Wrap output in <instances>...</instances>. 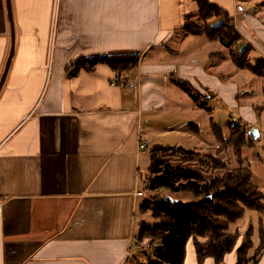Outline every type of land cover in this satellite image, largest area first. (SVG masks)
<instances>
[{"label": "crops", "instance_id": "crops-1", "mask_svg": "<svg viewBox=\"0 0 264 264\" xmlns=\"http://www.w3.org/2000/svg\"><path fill=\"white\" fill-rule=\"evenodd\" d=\"M208 1L232 19L230 45L207 36L224 17L205 25L193 0H10L0 264H127L140 225L153 223L140 214L152 154L217 149L212 125L233 109L224 141L237 123L259 133L258 78L231 54L249 48L264 63V0ZM10 41L0 0V76ZM117 54L138 57L118 81L105 63L68 75L78 60ZM184 258L198 264L191 242ZM224 262L235 264L234 253ZM263 262L264 250L253 264Z\"/></svg>", "mask_w": 264, "mask_h": 264}, {"label": "trees", "instance_id": "trees-1", "mask_svg": "<svg viewBox=\"0 0 264 264\" xmlns=\"http://www.w3.org/2000/svg\"><path fill=\"white\" fill-rule=\"evenodd\" d=\"M193 1L198 5V12L203 22L217 15L225 19V22L216 28L207 29L208 38L219 36L220 42L224 45H230L237 39L232 19L228 18L224 10L210 4L208 0ZM248 51L249 48H246L241 53H232V62L258 77L264 76L263 62L255 61L254 65L251 61L243 63ZM137 62L136 55L117 54L103 58L91 57L76 61L68 75L73 76L80 69L89 71L96 65L105 63L115 72L118 81L119 76L128 72L137 65ZM229 128L230 136L227 141H224L222 129L212 125V132L219 144L217 149L206 150V152L184 149L165 151L172 153V157L179 155L185 158L202 155L203 159H212L216 163L220 154L226 150L225 146H230L236 158L237 168L228 172L225 171L227 167L218 164L215 170L220 171V174L223 171L221 175L218 172L214 176L204 177L195 169L179 165L171 166L164 159H160L157 154H152V164L148 171L150 177L146 180L149 195L166 190L170 194L190 195L197 201L193 203L180 198L172 200L169 197L154 201L152 198H144L140 214L152 218L153 223L152 225L145 223L140 225L136 243L137 245L146 244L153 251L152 258H149L146 264H184L188 242L193 244L198 264H203L207 259H212L214 264H224L226 255L234 251L239 238V234H230L228 227L243 218L245 210L259 215L256 226L258 245L254 246V242L251 241L253 227H250L244 235L248 247L244 249L238 247L234 252L235 264H247L249 262L248 252L252 253V260L255 261L261 256L264 250V196L254 184L251 170L244 167L241 156L243 149L255 147L258 141L239 124H234ZM203 239L205 241L200 242Z\"/></svg>", "mask_w": 264, "mask_h": 264}, {"label": "rangeland", "instance_id": "rangeland-1", "mask_svg": "<svg viewBox=\"0 0 264 264\" xmlns=\"http://www.w3.org/2000/svg\"><path fill=\"white\" fill-rule=\"evenodd\" d=\"M206 21H204V24L206 25ZM234 53V52H232ZM246 58L243 63H246L248 61H251V63L254 65L255 60L252 59L253 56H249L248 53L245 55ZM249 79L252 78L254 79L255 77L253 75H250L249 73L247 74ZM256 80V89H258V95L256 98L257 100H253L254 103V108H260L261 113L263 112V118H264V83ZM235 113V110L230 111L229 113L227 111H223L219 113V117H216V123L218 127L222 129L223 133V139L226 140L227 134H228V126L231 125L233 122L230 117H232V114ZM218 116V114H217ZM264 124V120L262 122ZM241 125L240 123H237ZM242 126V125H241ZM243 127V126H242ZM257 144L253 148H246L243 149L241 152V156L243 159V165L244 167L248 168L251 170L252 175H253V182L256 184L258 187L259 191L263 194L264 196V125L259 129L258 137H257ZM226 150L220 154V157H218L217 162H213L212 159H203L202 155H192V156H186L184 157H172V153H166L164 152L162 155L158 156L160 159H164L166 163L171 164V166H182L185 168H191L199 171L200 173L203 174L204 177L208 176H214L216 174H220V171L215 170L216 165L219 164V166H224L227 167L225 171H231L235 168H237L236 164V158L233 156L232 149L230 146H225ZM203 154V153H202ZM218 168V167H217ZM224 173L221 171V174ZM220 174V175H221ZM152 198V200L155 201L157 199L158 201L163 200L165 197H169L172 200L175 199H182V200H187L190 202H196L197 200H194V198H191L190 195H184L182 193L179 194H170L166 190H161L156 193H151L150 195H146L144 198ZM264 205V202H263ZM259 215L258 213H255L253 211H246L245 210V215L243 218L238 220L237 222L231 224L229 228V233L233 235H238L239 238L237 240V245L232 253H234L238 247H241L244 249V247H248V242L246 241V236L244 235L249 231L250 227H253V235L251 237V241L254 242V246L258 245V237H257V222H258ZM205 241V239L200 240V242ZM141 247L137 248V251L134 252V257L130 259V261L127 264H146L148 263V260L152 258V250L150 246L146 244H140ZM235 256V254H234ZM249 256V261L251 264L255 261L254 259L252 260V253L248 252ZM150 258V259H149ZM236 259V256H235ZM258 261V259H257ZM224 264H226L224 262ZM261 264H264L261 263Z\"/></svg>", "mask_w": 264, "mask_h": 264}, {"label": "water", "instance_id": "water-1", "mask_svg": "<svg viewBox=\"0 0 264 264\" xmlns=\"http://www.w3.org/2000/svg\"><path fill=\"white\" fill-rule=\"evenodd\" d=\"M5 8H6V12H7V21L9 22V25H10V36H11V41H10V47H9V53H8V56H7V59L5 61V66H4V69H3V72L0 76V89L2 87V85L4 84V78L7 74V71L9 69V66H10V61L13 57V54H14V50H13V46H14V39H15V36H14V25H13V22H12V10H11V7H10V0H5ZM249 135L253 136V137H258V133L253 130V131H250L249 132Z\"/></svg>", "mask_w": 264, "mask_h": 264}, {"label": "built area", "instance_id": "built-area-1", "mask_svg": "<svg viewBox=\"0 0 264 264\" xmlns=\"http://www.w3.org/2000/svg\"><path fill=\"white\" fill-rule=\"evenodd\" d=\"M237 11L238 12H242L243 11V9H242V7L241 6H237ZM112 85H115V82H112ZM127 86L129 87V88H132V86H133V82L131 83V82H129V83H127ZM145 148V145H142V144H140V149H144ZM141 192H139L138 193V196H141Z\"/></svg>", "mask_w": 264, "mask_h": 264}]
</instances>
